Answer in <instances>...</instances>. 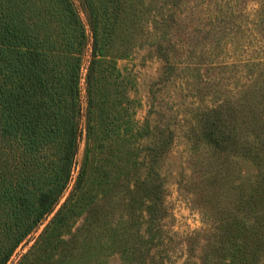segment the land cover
Returning a JSON list of instances; mask_svg holds the SVG:
<instances>
[{
    "label": "rangeland",
    "instance_id": "rangeland-1",
    "mask_svg": "<svg viewBox=\"0 0 264 264\" xmlns=\"http://www.w3.org/2000/svg\"><path fill=\"white\" fill-rule=\"evenodd\" d=\"M72 1L74 153L67 118L39 155L67 185L11 252L4 205L0 264H264V0Z\"/></svg>",
    "mask_w": 264,
    "mask_h": 264
},
{
    "label": "trees",
    "instance_id": "trees-1",
    "mask_svg": "<svg viewBox=\"0 0 264 264\" xmlns=\"http://www.w3.org/2000/svg\"><path fill=\"white\" fill-rule=\"evenodd\" d=\"M74 27L84 39L72 0H0V215L4 205L18 200L26 207L23 229L18 236L12 232L9 252L53 210L67 185L69 160L64 179L43 190L39 155L65 133L67 118L69 159L74 153L80 61L67 54ZM260 205L256 226L249 228L256 233L264 228Z\"/></svg>",
    "mask_w": 264,
    "mask_h": 264
}]
</instances>
